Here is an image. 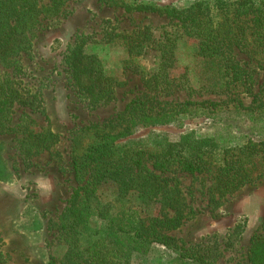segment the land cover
Masks as SVG:
<instances>
[{"label": "rangeland", "instance_id": "1", "mask_svg": "<svg viewBox=\"0 0 264 264\" xmlns=\"http://www.w3.org/2000/svg\"><path fill=\"white\" fill-rule=\"evenodd\" d=\"M38 1L49 4V0ZM126 1L180 9L196 0ZM37 26L30 51L14 58L15 68L0 63V91L8 85L17 95L0 107L4 109L0 113V237L5 264H48L51 257L62 256L59 220L77 186L72 157L94 141L90 128L115 118L130 101L152 97L144 92L142 79L158 67H166L174 83L170 94L156 96V100L171 106L185 101L224 102L226 108L220 117L182 115L171 125L139 128L130 139L159 136L175 142L182 134L193 132L197 137H215L217 144L229 147L247 139L264 141V115L250 122L232 110V99L248 106L256 97H263L264 64L259 59L234 51L236 60L252 71L253 84L237 94L218 95L200 89L204 74L197 39L182 35L174 23L156 14L127 13L97 0H67L58 15L41 17ZM173 38L176 46L171 64L160 62L157 41ZM81 40L85 53L109 79L101 86L112 85L105 103L90 105L72 81L66 58ZM140 41L142 52H130L137 51ZM47 133H52L55 141L50 139V149L37 153L34 141ZM181 184L184 191L194 190L192 184L199 188L200 181L186 177L181 178ZM116 192V185L109 181L101 184L96 194L106 201ZM192 193L194 215L169 235L191 254L204 249L201 253L209 264H249L252 238L264 234V179L245 185L215 208L207 204L206 196ZM143 209L156 216L159 205ZM101 223L104 225L94 218L90 226L98 228ZM176 254L152 244L132 255L130 264H180L183 258Z\"/></svg>", "mask_w": 264, "mask_h": 264}, {"label": "trees", "instance_id": "2", "mask_svg": "<svg viewBox=\"0 0 264 264\" xmlns=\"http://www.w3.org/2000/svg\"><path fill=\"white\" fill-rule=\"evenodd\" d=\"M66 1L49 0L48 5H42L38 0H0V63L15 68L14 58L30 51L41 17L58 15ZM97 2L120 7L127 13L156 14L174 23L182 35L196 38L204 74L201 90L228 95L251 87L252 71L236 60L234 51L264 64V0H196L180 9L126 0ZM83 43H75L66 58L72 81L86 94L90 105L105 103L112 85L101 86L109 79L102 75L95 59L85 53ZM157 43L160 62L171 64L176 38ZM142 50L140 41L137 51L130 52L138 54ZM164 68L158 67L142 79L144 92L152 97L132 100L115 118L90 128L94 141L72 157L77 186L58 226L64 252L60 258L51 257L48 264H130L132 255L152 244L177 251L176 256L183 258L180 264H209L201 253L204 249L191 254L169 235L194 215L192 191L206 196L207 204L215 208L245 185L264 179V141L247 139L229 147L217 144L215 137H197L193 132L182 134L175 142L159 136L130 139L139 128L171 125L182 115L220 117L226 108L224 102L185 101L171 106L170 102L156 100V96L170 94L174 83ZM262 90L263 97H256L248 106L232 99V110L250 122L261 118L264 86ZM16 97L8 85L2 87L0 107ZM3 110L0 108V113ZM50 139L55 141L52 133L36 137V152L49 150ZM186 177L199 180V188L192 184L194 190L184 191L181 178ZM109 181L116 185V195L102 201L96 191ZM150 204L159 205L158 215L144 213L143 207ZM94 218L104 225L90 226ZM251 242L249 264H264V234ZM1 244L0 237V264H5ZM177 257L175 261H179Z\"/></svg>", "mask_w": 264, "mask_h": 264}]
</instances>
